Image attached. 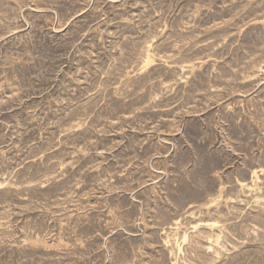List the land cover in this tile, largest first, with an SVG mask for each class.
<instances>
[{"label":"rangeland","instance_id":"1","mask_svg":"<svg viewBox=\"0 0 264 264\" xmlns=\"http://www.w3.org/2000/svg\"><path fill=\"white\" fill-rule=\"evenodd\" d=\"M0 264H264V0H0Z\"/></svg>","mask_w":264,"mask_h":264}]
</instances>
